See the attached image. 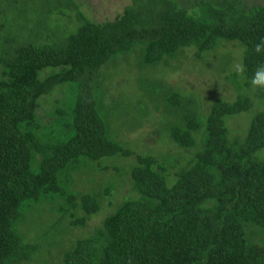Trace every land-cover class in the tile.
Returning <instances> with one entry per match:
<instances>
[{"label":"trees","instance_id":"1","mask_svg":"<svg viewBox=\"0 0 264 264\" xmlns=\"http://www.w3.org/2000/svg\"><path fill=\"white\" fill-rule=\"evenodd\" d=\"M18 1L0 0V264L35 263L39 247L23 244L14 225L27 204L57 198L66 224L86 232L60 264H264V111H254L242 133L230 130L239 129L235 116L253 110L244 89L264 65V52L254 50L264 41V4L203 1L201 15L191 16L174 0H130L121 14L97 22L58 2L75 29L44 31L35 43L8 31L6 6ZM221 43L242 48V67L224 78L242 79L235 97L214 96L202 107L207 99L196 91L165 92V111L178 117L165 125L179 148L169 150L173 158L136 155L122 178L126 199L109 184L77 194L63 186L82 163L131 156L97 109L99 76L117 55L137 48L139 62L152 66L185 48L196 60L213 57Z\"/></svg>","mask_w":264,"mask_h":264},{"label":"rangeland","instance_id":"2","mask_svg":"<svg viewBox=\"0 0 264 264\" xmlns=\"http://www.w3.org/2000/svg\"><path fill=\"white\" fill-rule=\"evenodd\" d=\"M174 1L185 8L191 16L201 15L203 6L200 7L198 4L203 1L207 3L215 1L218 5L233 1V5L238 9L244 5L264 4V0ZM58 2L77 5L76 8L67 10L69 12L80 11L87 18L102 22L121 14L130 0H19L16 5L6 6L5 17L12 25L8 31L20 35L18 38L21 41L29 38V40L37 39L35 43H38L42 41L39 36L44 31L57 28L56 31L59 32L61 27L65 30L75 29V23H68L67 19H61L59 16L61 12L67 13L68 11L63 8V5L60 7ZM68 15L71 16L72 13ZM187 49L189 48L182 49L170 60L146 66L139 62L140 51L136 48L127 55H117L106 66V69H103L104 72L101 73L98 81L104 90V95L99 100L97 109L106 123L108 135L125 150H129L131 156H118L113 162L110 160L108 163L102 160L97 163H82L66 183L61 181L64 187H69L70 192L77 194L81 191V187L94 191L109 184V189L113 194L123 195L121 197L126 199L129 195L127 190L122 193L121 186L124 181L122 178L128 175V169L135 163L136 155L156 156L160 151H166L165 153L169 154L171 159L173 156L169 150L174 152L179 149L173 142H170L165 128V125L178 118L176 110L165 111L163 105L165 92L172 90L171 87L196 91L207 99L202 107H209L214 96L227 101L235 97L232 90L242 79L239 75H233L231 82L224 78L228 73H238L242 67V48H234L228 43H221L220 47L211 53H215V56L206 55L202 60H196L193 56L194 51ZM213 83L215 86L219 85L216 92L213 90ZM244 90V92L247 90L246 93H249L254 102L253 110L232 118L231 125L236 124L239 129H232V127L231 132L238 130L242 133L247 128L253 112L264 111V88L251 85ZM97 92L102 95L101 91ZM242 92L243 90H238V93ZM180 151L184 152L182 149ZM106 168H109L110 172L104 171ZM61 199H46L38 203H29L20 210L21 219L14 225V229L22 237L23 244L29 247L35 245L39 247L35 252L37 259L34 264H60L62 253L77 239L85 236L84 228H73L62 219L64 212L61 211L63 204ZM106 208V212L112 210L109 206ZM106 212L103 210L91 217L87 225L88 231L102 221ZM33 262L34 260H29L24 264H33Z\"/></svg>","mask_w":264,"mask_h":264},{"label":"clouds","instance_id":"3","mask_svg":"<svg viewBox=\"0 0 264 264\" xmlns=\"http://www.w3.org/2000/svg\"><path fill=\"white\" fill-rule=\"evenodd\" d=\"M254 50L257 53L264 52V41H262L261 43H257L254 46ZM250 83L254 87L264 88V65H261L257 68V70L254 72L253 76L251 77Z\"/></svg>","mask_w":264,"mask_h":264}]
</instances>
